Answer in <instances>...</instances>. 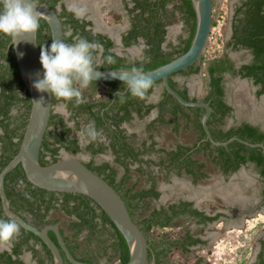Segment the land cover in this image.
<instances>
[{
    "label": "trees",
    "instance_id": "trees-1",
    "mask_svg": "<svg viewBox=\"0 0 264 264\" xmlns=\"http://www.w3.org/2000/svg\"><path fill=\"white\" fill-rule=\"evenodd\" d=\"M36 1L45 2L56 9L59 0ZM175 1L176 0H137L136 5L131 9V11H139L132 17L131 28L128 34L125 35L124 40L127 45H130L139 42L140 37L144 39L145 48L142 60L127 63L125 58L115 53H108L107 49L113 44L112 40L104 37L102 34H93L91 30L87 28L89 22L74 17V11L67 10L63 5L62 10L58 13L64 25L65 43H74V38L82 37L90 42L98 43L99 47H104L107 54V61L102 66H96L94 61H92L94 67L140 70L154 69L183 54L191 45L196 28V11L193 2L192 0ZM176 12L184 17L189 32L186 37L180 38L177 44L169 42L168 45L164 46V43L167 41V26L172 24V19L176 15ZM232 28V39L228 44L232 45L235 49L240 47L249 48L253 53V59L251 63L242 64L239 69L235 67V62L228 55L214 58L208 63L207 85L209 89L203 99V101L208 102L213 109L208 124L211 128L213 137L217 140L224 141L233 136H238L250 142L264 143V131L261 130L259 126L249 122H243L238 126L226 125V119L232 114L233 108L225 100L224 88V76L229 72L234 76L239 74L242 77L253 79L255 84L261 86L257 94L261 95L264 93V0H241V3L235 7ZM9 40L11 41L9 35L0 33V48L2 49V46L5 48ZM38 43L40 50L44 47H50L52 43L50 28L44 19H41L39 23ZM95 53L96 52L93 50L92 58L95 56ZM108 57L112 58L109 63ZM14 58V55L10 54V68L16 65ZM196 64L197 63L170 76L171 85L186 99H189L188 90L186 88L179 90L176 87L177 83L173 80V76L177 73H185L187 75L198 73L200 71V65ZM9 74L10 75L5 78L2 85L3 99L7 102V107H9L11 100L16 97L13 93H6V89L10 88L15 82L13 70L9 71ZM20 82L24 85L22 80ZM90 83L93 88H96L100 82L92 80ZM109 83L115 84V88L118 87L116 86L118 83L125 84L123 81ZM157 83H161V81L151 83L143 97L133 96L129 91L126 94L119 95V97H127L129 99L128 103L136 106L138 112H141L144 107V100L152 92L153 86ZM118 88L123 89V87ZM27 93L28 107L26 111V120L24 124H22V127H26L27 125L31 108V99L28 90ZM191 99L197 100V98ZM59 100L66 102L69 107L74 109L77 116L83 113L86 114L89 111L93 114V118L97 124L100 125L101 118L98 115L99 111L92 112V108L95 105L94 103H77L75 98L65 101L53 95V103ZM153 106L154 105H149L146 108V112L148 113ZM122 107H125V105ZM157 107L159 108L162 122L173 124L174 131L178 132L181 126V120H185L187 124L191 123L195 131L199 132L193 146L179 145L177 151H168L167 160L169 169H175L178 174H182V166H185L188 172L196 176L194 182H198L207 176L204 171L206 163L203 160L200 161L195 158L194 154L204 152L210 156L211 161L215 163L224 174L230 175L232 172L239 170L241 166L247 165L248 162H253L257 166L261 177L264 179V153L261 147H253L239 140H233L228 145L219 146L213 144L210 140H202L206 136L202 125V117L205 113V108L185 106L165 89L163 90L162 99L157 104ZM2 111L7 114L6 108ZM168 115L171 118L166 120V116ZM121 119L122 118L116 121V125L120 124ZM79 125L80 122L78 121L77 126ZM4 126L7 132L5 137L1 138V141L4 143V153L0 160V170L18 152L24 133H22L18 142H14L13 137L16 132L7 129L8 126L5 124ZM51 126L54 128L50 129L49 127ZM72 132L73 128L67 126L65 118L60 113L51 114L40 154V161L42 164L49 163L44 160V149H49L53 152L58 149V147H51L50 144H53V142L50 141L51 137H57L61 145L64 144L71 152H76L80 149L77 145V139L69 138ZM198 142H200V144L197 146ZM123 146L125 145H122V147ZM193 147H196L195 150L188 154L187 152ZM183 156L184 158L182 159ZM140 161L142 160L140 159ZM87 165L113 185L121 194L134 221L136 216L141 217L140 221L138 220L136 223L140 225L146 235H148L154 227H166L176 219L187 214L199 218V222L213 221L220 216V213L215 216L206 215L203 211L192 208L193 203L186 200L173 202L167 207L161 206L159 209L152 208L150 201L151 197L157 199L161 195V191L157 189L156 181H153L149 188L136 190L135 185H128L129 176L127 173L117 181V169L111 168L109 169L110 171H108L107 164L103 166ZM198 170L200 172L199 174ZM5 181L6 192L14 208L31 214V223L37 227H42L47 223H57L54 220L51 221L47 219L50 212L56 208L62 209L67 215L73 217V220H71L69 224V228L73 231V234L78 236L86 232V237L89 242L88 245L90 243L93 245V249L90 252L80 253L77 246L70 243V238L64 235V239L71 252L78 259L96 264L95 260H98V258L103 255H107L109 261L116 258L119 264L128 262L130 258V249L125 237L99 204L89 196L82 193L49 191L36 186L28 180L21 164L7 174ZM0 219H8L3 214L1 200ZM61 231L64 234V230L61 229ZM25 232L26 233L23 234V239L18 243L19 246L16 247L15 253H19L22 250L23 243H25L27 250L35 251V256H43L38 255L34 246L30 245V239H37L43 244L44 250L47 253L46 257L51 261V264H54L53 255L45 243L33 232L27 230H25ZM49 234L57 241L56 234L53 231H50ZM187 240L191 244L206 242V240L191 236L189 232L187 233ZM107 241H109L108 244H106ZM186 241L162 238L161 240L153 239V243L149 240L153 247L160 249L159 251L156 250L158 258L157 264H165V256L171 246L182 244L185 250H189V247L186 246ZM80 254L83 255L82 258H79ZM152 254V252H149V258L152 257ZM65 260V264H73L67 260V258H65ZM0 262L2 264H25L23 261L13 260L12 255L7 252L0 255ZM39 264H45L44 257H40ZM256 264H264V240L262 241V250L258 254V262Z\"/></svg>",
    "mask_w": 264,
    "mask_h": 264
},
{
    "label": "rangeland",
    "instance_id": "rangeland-1",
    "mask_svg": "<svg viewBox=\"0 0 264 264\" xmlns=\"http://www.w3.org/2000/svg\"><path fill=\"white\" fill-rule=\"evenodd\" d=\"M106 1L108 0H102L101 3L104 6L99 5L98 7L100 12L98 17L101 23L112 26L115 25L116 21H119V27H125L126 21L122 20L124 17L123 10L109 7ZM238 1L213 0L214 25L203 55L196 64L200 65V71L190 75L177 73L173 76V79L181 85L184 83L189 85L190 95L198 98V100H202L207 92V66L211 60L228 55L237 63H241L250 56L246 49H233L228 44L231 37L234 8ZM118 16L121 17L119 20H117ZM188 32V25L184 17L176 12L172 24L169 26V37L164 46L168 45L169 42L177 44L180 38L187 36ZM144 48L143 42L132 47V55L129 56V61L142 60ZM77 87L80 88V91L89 93L88 95L92 99L107 97L104 84H101L96 90H92L90 85L82 87L78 84ZM226 87L227 100L236 108L233 116L226 119V125H236L244 120L264 125V95H256L257 88L252 81L247 78L228 76ZM155 89L152 97L156 99L162 94L163 84H156ZM55 110L67 115L62 102L56 103ZM152 118L150 115L148 118H137L132 121L130 128L136 132L139 143L147 140L149 135H152L159 146L168 148H173L178 142L192 145L197 140V133L193 130V126L191 123L187 124L185 120H181L180 131L175 132L171 123H155V126L150 128L148 121ZM78 134H80L78 130L73 133L75 137ZM195 158L206 163L204 171L207 177L198 182H193L188 177L178 178L173 173H170L169 177L166 178L163 173L153 168L154 177L162 194L159 199H150L151 207L167 206L180 198H186L193 200L198 207L207 210L210 214L224 211L229 213V216L222 217L205 226L197 225L193 218H181L171 226L154 227L148 233L147 238L157 240L162 238L179 239L184 236L187 230L191 229L194 235H201L207 240L206 245L193 247L189 252L181 251L179 247H176L169 255L170 261L180 264H195L196 262L198 264H256L259 240L264 237V204H260L263 180L258 169L253 163H249L242 166L236 173L226 177L222 175L219 167L211 161L207 153H198ZM147 172L150 173V170L146 169L141 173L136 170V167H133L130 171L131 178L128 185H135V189L148 187V180L145 175ZM255 205L258 206L253 208ZM244 207L249 209L247 213L241 211ZM232 209L234 210L231 211ZM236 209L241 210L235 212ZM50 219L56 221L64 229L65 234L77 246L80 253L90 252L93 249L91 243L89 244L91 246L88 245L86 232L78 236L73 234L69 228L72 218L66 215L63 210L54 209ZM136 219L140 221L141 217L136 216ZM108 243L109 241L106 242V244ZM25 257L30 260L31 254L26 253ZM98 260L102 264H119L116 258L109 261L107 255L99 257Z\"/></svg>",
    "mask_w": 264,
    "mask_h": 264
},
{
    "label": "flooded vegetation",
    "instance_id": "flooded-vegetation-1",
    "mask_svg": "<svg viewBox=\"0 0 264 264\" xmlns=\"http://www.w3.org/2000/svg\"><path fill=\"white\" fill-rule=\"evenodd\" d=\"M101 1L102 0H59L57 5H56V9L58 10V12H60L62 10V6L64 5L67 10L74 11V17H76L82 21L89 22V24H87V28L90 29L93 34H95V35L102 34L104 37L111 39L113 44L110 46V48L107 49L108 53L109 52L115 53L116 55L125 58L127 60V63H132V62L137 61L138 59H135L133 61H129V56L132 55V52H131L132 47L140 44L141 42H143V44L145 45L144 39L142 37H140L139 42L133 43L130 45H127L125 43V40H124L125 35L128 34V32L131 28L132 17L139 11V10L131 11V9L136 5L137 0H108V1H106V2H108L109 7H113V9L121 8L124 11V12L122 11V14L124 15L122 20L124 22L126 21V25H125V27H122V28L119 27V25H118L119 21H116V23H114L115 25H112V26L101 23V21L98 17L99 13H100L98 11L99 5L104 6V4L101 3ZM240 3H241V0H239L236 3L235 7ZM234 13H235V8H234ZM118 14H120V13H118ZM119 18H121V17L118 16L117 20H119ZM232 21H233V19H232ZM169 26H167L166 40L169 37ZM232 33H233V28L231 25L230 40L232 39ZM230 46L233 48L232 45H230ZM233 49H235V48H233ZM238 49H246L250 55L246 61H243L241 63H237L235 60H233L231 58L236 64L235 67L239 69L242 64H247V63L252 62L253 53L251 52V50L249 48L240 47V48H237V50ZM94 51L96 53H95V56L92 58V61H94L96 66L104 65L107 61L106 60L107 54H106V50L104 49V47L100 46V47L94 49ZM10 54L14 55V57H15L14 59L16 62L15 67L12 66L11 68H10L11 64L9 62ZM109 62L110 61L108 60V63ZM11 70H13L15 82L13 83V85L10 88L6 89V93H13L16 97L11 100L9 107H7L8 104H6L7 102L3 99L4 97H3V86L2 85H3L5 78H7V76L10 75L9 71H11ZM228 76L240 77V78H246V77H242L239 74L234 76L229 72H227L224 76L225 77L224 78L225 79V82H224L225 100L233 108V111L231 112L232 114L229 116V117H231L235 113L236 108L232 103H230L227 100L226 84H227ZM20 79L22 80L20 70H19V67L17 64V60H16L14 46H13V44H11V41L9 40L6 43L5 48L3 46H2V49L0 48V160H1L2 154L4 153L3 152L4 143L1 141V138L2 137L4 138L6 135V132H7L4 124L6 126H8L7 129H10L13 132H16V134H14V137H13L14 142H18L20 140V136L22 135V133L25 131V128H26V127H22V124H24V122L26 120V111H27V107H28L27 106V101H28L27 90L28 89H27L23 80L22 81H23L24 85L21 84ZM247 79L251 80L252 83L254 84V86L257 88L256 89V95H258L257 91H258V89L261 88V86L255 84L253 79H250V78H247ZM175 82L177 83L176 87L179 90H182L184 88H186L188 90L189 99L196 98V97L190 95L189 85H187L185 83L183 85H181L177 81H175ZM207 82H208V78H207ZM101 84H104V86H105L104 89L106 90V93H107V97H105V98L92 99L88 95L89 93H85L84 91H81L82 102H85V103L88 102L89 104L94 103L95 105L92 108V112L99 111L98 115L101 118V122L99 123L100 125L97 124V122L93 118V114H91L89 111L86 114L83 113L82 115L80 114L77 116V114H75V110L72 109L71 107H69V105L66 102L59 100V101L53 103L52 113H60V112H57L55 110V105L58 102L63 103L65 113H67V115H64L62 112L60 114L65 118L67 126H71L73 128V132L70 134L69 138L70 139L76 138L77 139V145L80 147V149L77 150L76 152H71L70 150L67 149V147L64 144L61 145V142L58 140L57 137H51L50 141L53 142V144H50L51 147H58V149L55 152H53L52 150H49V149H47V150L44 149V160L46 162H49L47 164L58 161L64 157H76V158L81 159L86 164H91L92 166H103V165L107 164L108 171H110L109 169H111V168L117 169V171H118L116 174L117 181H119L123 176H125L126 173L128 174L129 180H130V178H131L130 171L133 167H136V170L140 171L141 173L147 169V170H150V173H148V172L145 173V175L147 176V180H148V187H146V188H149L153 181L157 182V180L154 177L153 168H154V170H158L161 173H163V176L164 177L166 176V178L169 177L170 173L171 174L173 173L178 178L183 179L185 177H188V178H191L194 182V178L196 176L194 174L188 172L186 170L185 166H182V174H178L175 169H169V167H168V160H167L168 151L169 150H176L177 151L179 145H186V144H184L182 142H178L173 148L162 147V146H159V144L155 141V139L152 137V135H149L147 140L139 143L138 139L136 137V132L132 131V129L130 128V125H131L133 120H135L137 118L138 119L148 118V116H150V115H151V118L154 116L152 118V120L148 121L149 122L148 126L150 128L152 126H155V123L170 124V123L162 122V120L160 119L161 118L160 117V111H159V108L157 107V104L162 99V94L160 96H158V98H156V99L154 97H152L154 92L156 91V89H155L156 84L153 86L152 92L144 100V104H143L144 107H143V110L141 112H138L136 106L128 103L129 99L127 97H124V98L119 97V95L126 94L129 91L128 84L126 82L124 85H123V83H118L116 85L118 87H123V89L118 88V87L115 88V84H112L109 82H100L96 88H93L92 84L89 83L92 90L98 89V87ZM208 89H209V87L207 85V90ZM163 90H164V87H163ZM118 92H119V95H117ZM162 93H163V91H162ZM262 95H264V93L261 95H258V96H262ZM203 99H202V101H203ZM197 100H198V98H197ZM133 104H134V102H133ZM123 105H125V107H122ZM149 105H154V106L147 113L146 108ZM13 107H15L17 110L16 116L10 115V109H12ZM4 108H6L7 114L4 111H2ZM120 118H122L120 121V124L116 125V121H118V119H120ZM166 120H169V115L166 116ZM78 121L80 122L79 126H77ZM243 122H249L251 124L259 126L260 129L264 131V125L254 123V122H251L249 120L241 121L234 126H238V125L242 124ZM49 128L53 129L54 127L51 126ZM172 129H173V127H172ZM75 130H78L80 133V134H78L77 137H75L73 135ZM179 131H180V128H179ZM195 132L197 133V137H198L199 132H197V131H195ZM44 138H45V136H44ZM198 143H197V146H198ZM122 145H125V146L122 147ZM190 146H193V144ZM61 148L64 150L63 154H61V152H60ZM195 148L196 147H193L187 153L188 154L192 153L195 150ZM41 149H42V147H41ZM138 152H139V154H138ZM197 154L198 153L194 154V157ZM156 155H158V156H156ZM183 158H184V156L182 157V159ZM140 159L142 161H140ZM163 160H165V161H163ZM249 163H253V162H248V164ZM253 164L255 165V163H253ZM244 166H246V165H244ZM255 167L257 168L256 165H255ZM237 171L232 172L230 175L236 173ZM220 172L222 173V175H224L226 177L230 176V175L224 174L221 169H220ZM199 173L200 172L198 170V174ZM206 177H204V178H206ZM129 180H128V183H129ZM262 180H263V187H262V197H261L260 204L261 203L264 204V179L262 178ZM5 189H6V181H5ZM157 189L160 190L158 188V184H157ZM136 190H139V189H136ZM161 194H162V192H161ZM160 197H161V195H160ZM159 198H157V199H159ZM153 199H155V198L151 197V200H153ZM180 200H186V201L192 202L193 203L192 208H196L199 211H203L206 215H209V216H215V215H218L220 213L219 218H217L213 221H207V222H199L200 221L199 218L191 216L189 214L181 217V218H185V217L193 218V219H195L196 224L200 225V226L209 225V224L217 221L218 219H220L222 217L229 216V213L224 212V211H218L214 214H210L207 210L201 209L200 207H198L193 200L186 199V198H180L178 201H173V202H179ZM173 202H171V203H173ZM162 206H166V205H162ZM256 206H258V205H255L253 208H255ZM10 207L15 213H17L18 215L23 217L25 220H27L30 223L32 222L31 214L15 209L12 203H10ZM2 208H3V206H2ZM159 208L160 207H158V209ZM233 210L234 209H232L231 211H233ZM239 210H241V209H236L235 212H239ZM248 210L249 209L244 207V209H242L241 211L247 213ZM52 211L50 212V214L47 218L48 220H51L50 216H51ZM3 214L8 219L10 218L5 214L4 209H3ZM70 217L73 220V217L72 216H70ZM181 218H179V219H181ZM176 220H178V219H176ZM51 221H53V220H51ZM136 221H138V220L135 217V222ZM174 222H172L168 226H171ZM48 224H51V223H47L46 225H48ZM55 224H57V223H55ZM46 225H44V226H46ZM44 226L39 227V228H43ZM58 226L60 227V229H63L60 225H58ZM168 226H166V227H168ZM19 228H20L19 234L17 236H15L10 242L0 243V255L7 252L8 254L12 255L13 260L23 261L25 264H39L40 257H44L45 264H51V261L46 257L47 253L44 250L43 244L37 239H30L29 240L30 245L34 246V248L38 252L37 253L38 255H43V256H37V255L35 256V251L33 252V250H27L25 243H23V245H22V250L17 254L15 253L16 247L19 246L18 243L23 239V234L26 233L25 232L26 229L24 230V228L20 224H19ZM50 231H52V230H49V232ZM188 232L193 237H196V238L198 237V238H201L202 240H206L201 235H194L192 233L191 229L187 230L184 233V236L179 238V240L186 241ZM63 235L67 236L65 234V231H64ZM149 240L151 242H153V239H149ZM169 240H174V239H169ZM263 240H264V237L259 240V252L262 250V241ZM70 243L74 244L72 241H70ZM206 243H207V240L205 243L191 244L187 240L186 246L189 247V250H185V248L182 244L171 246L170 250L167 251L164 263L165 264H180V263H176L174 261H170V258H169V255L173 252V249L176 247H179L181 249V251L184 250V252H189L193 247L206 245ZM151 246L155 251V257H156V261H157V259H158L157 258V251H159L160 249L157 247L156 248L153 247V245H151ZM259 252H258V254H259ZM26 253L31 254L30 260L26 259V257H25ZM82 257H83V255L80 254L79 258H82ZM152 262H153V254H152V257L149 258L148 264H152ZM198 262L200 263V261H198ZM95 263L96 264H102L100 260H95ZM0 264H2V263L0 262ZM195 264H198V263L196 262Z\"/></svg>",
    "mask_w": 264,
    "mask_h": 264
},
{
    "label": "water",
    "instance_id": "water-1",
    "mask_svg": "<svg viewBox=\"0 0 264 264\" xmlns=\"http://www.w3.org/2000/svg\"><path fill=\"white\" fill-rule=\"evenodd\" d=\"M192 2L196 11V28L191 45L186 52L151 70L98 68L93 66L100 73L95 81H123L128 84L127 78L137 74L149 77L151 83L161 81L164 89L171 93L181 104L205 108L202 125L206 136L202 140H210L218 146L228 145L233 140H239L253 147H261L264 153V143L262 142H250L238 136H233L224 141L215 139L208 124L213 110L212 106L202 100L184 98L170 83L172 74L194 65L201 59L212 29L213 0H192ZM34 4L38 12V22L40 23L41 19H44L49 25L52 41L65 42L64 25L58 10L45 2L34 0ZM19 39L22 40L14 45L11 38V44L14 46L21 78L30 94L31 108L20 148L14 157L0 170V199L5 214L10 218H14L24 229L33 232L45 243L53 255L54 264H65V258L73 264H92L78 259L71 252L57 224L51 223L39 228L11 209V202L5 189V179L9 172L21 164L28 180L34 185L49 191L82 193L99 204L128 243L130 258L125 264H148L149 252L153 253L152 264H157L155 251L147 235L133 220L124 198L113 185L76 157H64L50 164L41 163V147L52 114L53 96L47 91L39 92L33 87V82L43 78L44 74L40 62L41 50L38 43V29L36 34L23 36ZM49 230L56 234L57 241L51 237Z\"/></svg>",
    "mask_w": 264,
    "mask_h": 264
},
{
    "label": "clouds",
    "instance_id": "clouds-1",
    "mask_svg": "<svg viewBox=\"0 0 264 264\" xmlns=\"http://www.w3.org/2000/svg\"><path fill=\"white\" fill-rule=\"evenodd\" d=\"M38 27L34 0H0V33L9 35L14 45L22 40L20 37L36 34ZM98 47V43L82 37L74 38L71 44L52 41L50 47L41 48L40 62L44 74L43 78L33 82V87L65 101L75 98L77 103L82 102V93L77 85L87 87L100 75L92 62L93 50ZM111 59L108 57L109 61ZM127 79L129 92L133 96L143 97L151 85L150 78L142 74ZM10 115H17L15 107L10 109ZM60 152L63 154L64 150L61 148ZM19 231V223L14 218L0 219V243L10 242Z\"/></svg>",
    "mask_w": 264,
    "mask_h": 264
},
{
    "label": "built area",
    "instance_id": "built-area-1",
    "mask_svg": "<svg viewBox=\"0 0 264 264\" xmlns=\"http://www.w3.org/2000/svg\"><path fill=\"white\" fill-rule=\"evenodd\" d=\"M212 27H213V25H212Z\"/></svg>",
    "mask_w": 264,
    "mask_h": 264
}]
</instances>
